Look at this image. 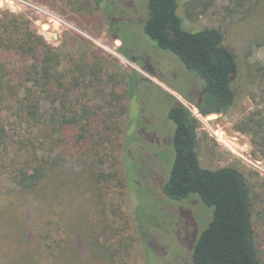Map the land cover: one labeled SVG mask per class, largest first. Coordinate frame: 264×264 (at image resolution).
I'll use <instances>...</instances> for the list:
<instances>
[{
  "label": "rangeland",
  "instance_id": "obj_1",
  "mask_svg": "<svg viewBox=\"0 0 264 264\" xmlns=\"http://www.w3.org/2000/svg\"><path fill=\"white\" fill-rule=\"evenodd\" d=\"M43 1L0 0V22L17 17L60 53L56 76L62 78L64 87L72 74L85 79L66 98L72 111L80 114L83 106L101 110L90 123L83 119L64 136H56L55 145L52 140H41L47 157H56L76 183V196H70L72 209L64 205L68 197L62 194L64 199L48 201L38 215L33 211L37 205L29 200L15 208L19 204L11 205L9 197L14 183L0 163V235L10 237L15 232L13 222L26 204L35 238L68 244L77 232V255L83 260L106 249L107 264H192L194 246L212 219L213 209L195 195L182 201L168 199L163 187L174 160L175 125L168 118L169 110L178 102L193 116L198 113L200 80L145 35L146 0ZM181 1L178 12L184 27L192 32L218 28L238 62L232 109L226 115L203 117L207 129L197 120L200 161L204 168L233 167L245 175L255 240L264 264V179L208 133L216 132L245 158L264 163L251 134L237 130L264 123V72L257 71L264 67V2L254 18L249 9L257 0H245L240 8L232 0ZM16 59L9 61L14 64ZM57 99L52 106L45 96V109H62ZM103 119L107 130L99 126ZM14 126L13 121L6 123L9 135ZM26 127L21 126L19 133L27 136ZM83 127L89 132L83 133ZM98 132L96 138L89 136ZM81 135L89 138L79 144ZM71 187L66 186L67 190ZM57 203L63 208L58 210ZM16 245L25 253H16L5 264H30L25 243Z\"/></svg>",
  "mask_w": 264,
  "mask_h": 264
},
{
  "label": "trees",
  "instance_id": "obj_2",
  "mask_svg": "<svg viewBox=\"0 0 264 264\" xmlns=\"http://www.w3.org/2000/svg\"><path fill=\"white\" fill-rule=\"evenodd\" d=\"M35 1L45 4L43 0ZM232 1L239 8L245 5V0ZM261 1L257 0L249 9L250 13H255L254 18L259 14V5L264 2ZM180 2L146 0L147 17L143 21V31L160 50L176 56L186 70L200 80L202 97L195 104L198 113L202 117L226 115L237 96L235 77L238 62L218 28L204 27L192 32L184 27L178 12ZM12 58H17L14 64L9 61ZM60 59V53L31 31L24 21L10 16L9 20L0 22V163L14 183V189L9 193L13 201L11 205L18 203L15 208H21L24 200L35 202V215L41 213L40 207L47 208L48 201L60 202L64 199L62 195L68 197L64 205L72 209L70 196H76V183L71 173L60 167L56 157H47L41 140H52V145H55L56 136H64L83 119H89L90 123L101 110L83 106L85 109L79 114L72 111V105H67L69 92L78 90L85 79L80 81L79 73L72 74L64 87L62 78L56 76ZM257 71L264 72V67ZM45 96L52 106L59 98L62 109H45ZM168 118L175 125L172 140L174 160L163 193L174 201L195 195L213 209L212 219L194 246L192 264H263L255 240L252 202L245 175L233 167L213 170L201 165L197 135L199 123L182 104L177 102L169 110ZM8 121L15 124L12 135L7 133ZM21 126H27V136L19 133ZM99 126L107 130L105 119L99 121ZM32 129L37 133L31 135ZM237 130L250 133L252 144L259 147L264 156L262 120L257 128L247 126ZM87 131L88 128L83 129V133ZM98 135L99 132L97 135L89 134L94 138ZM88 138L81 135L77 142L81 144ZM68 184L72 185L69 190L66 188ZM25 206L23 212L17 210L13 222L15 232L10 237L0 235V264L12 260V257L14 259L16 253H25L17 245L13 247L18 242H24L26 249L30 250V255L26 254L30 264H42L44 261L50 264H107L106 249L94 251L90 258L84 260L77 255L80 246L77 232V237L68 240V244L48 237L35 238L30 232L31 215ZM57 207L58 210L63 208L60 203ZM81 252L84 253L82 247Z\"/></svg>",
  "mask_w": 264,
  "mask_h": 264
},
{
  "label": "built area",
  "instance_id": "obj_3",
  "mask_svg": "<svg viewBox=\"0 0 264 264\" xmlns=\"http://www.w3.org/2000/svg\"><path fill=\"white\" fill-rule=\"evenodd\" d=\"M15 1V0H14ZM21 2V1H20ZM27 5H29V3H26ZM194 117L203 123L204 127H206V129L208 128L206 122L204 121V118L199 114V113H195ZM206 118V117H205ZM209 135L215 138V140L220 144V145H224L228 151L236 156H238L243 162H245V164L251 168L252 170H254L256 173H258L263 179H264V163H262L261 161H254L248 158H245L241 153H238V151H236V149H234L233 147H231L229 144L225 143L223 137L220 135H218L216 132L212 131V130H208Z\"/></svg>",
  "mask_w": 264,
  "mask_h": 264
},
{
  "label": "flooded vegetation",
  "instance_id": "obj_4",
  "mask_svg": "<svg viewBox=\"0 0 264 264\" xmlns=\"http://www.w3.org/2000/svg\"><path fill=\"white\" fill-rule=\"evenodd\" d=\"M106 13H107V12H105V15H104V18H105V19H107V14H106ZM115 41H117V40H115Z\"/></svg>",
  "mask_w": 264,
  "mask_h": 264
},
{
  "label": "bare ground",
  "instance_id": "obj_5",
  "mask_svg": "<svg viewBox=\"0 0 264 264\" xmlns=\"http://www.w3.org/2000/svg\"><path fill=\"white\" fill-rule=\"evenodd\" d=\"M193 109V108H192ZM223 135V134H222Z\"/></svg>",
  "mask_w": 264,
  "mask_h": 264
}]
</instances>
